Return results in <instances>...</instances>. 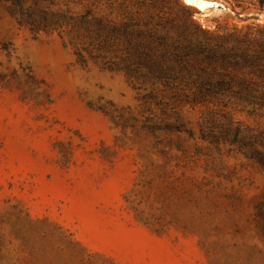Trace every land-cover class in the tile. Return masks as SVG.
Here are the masks:
<instances>
[{"label":"rangeland","instance_id":"374dc122","mask_svg":"<svg viewBox=\"0 0 264 264\" xmlns=\"http://www.w3.org/2000/svg\"><path fill=\"white\" fill-rule=\"evenodd\" d=\"M67 1H0V264H264V106L217 83L264 0Z\"/></svg>","mask_w":264,"mask_h":264},{"label":"trees","instance_id":"16d2710c","mask_svg":"<svg viewBox=\"0 0 264 264\" xmlns=\"http://www.w3.org/2000/svg\"><path fill=\"white\" fill-rule=\"evenodd\" d=\"M9 4V10L19 25L29 26L33 32H59L65 22L75 21L76 18L70 17V10L53 9L58 5L59 1L68 2L67 0H0ZM46 4V6L44 5ZM67 4V3H66ZM142 22V21H141ZM140 24V22H138ZM138 32H132L136 35V39L132 38L129 44H134L135 48L151 49L155 38V33L148 30L145 25H138ZM170 27H174V23H169ZM145 30H142V29ZM199 30V28H197ZM200 31V30H199ZM263 37V33H258ZM146 38V39H145ZM160 44L166 46L165 39L158 37ZM260 42L245 36L243 40L236 42L233 52V58L239 63L233 65V69L220 75L219 85L221 87L228 86V89H238L234 92L235 96L252 104L264 106V41L259 37L256 38ZM144 40V41H143ZM157 42V40H156ZM229 55V54H228ZM229 62V61H228ZM227 62V64H228ZM220 95L221 93H216ZM260 156V155H259ZM262 205L257 209V217H264Z\"/></svg>","mask_w":264,"mask_h":264},{"label":"bare ground","instance_id":"6f19581e","mask_svg":"<svg viewBox=\"0 0 264 264\" xmlns=\"http://www.w3.org/2000/svg\"><path fill=\"white\" fill-rule=\"evenodd\" d=\"M188 5L193 6L200 11H204L208 8H217L219 7L217 3L206 1V0H184Z\"/></svg>","mask_w":264,"mask_h":264}]
</instances>
